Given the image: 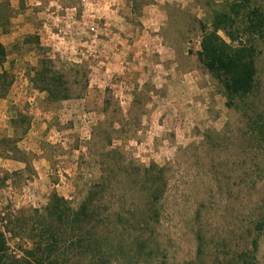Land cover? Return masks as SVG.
Segmentation results:
<instances>
[{"label":"rangeland","instance_id":"rangeland-1","mask_svg":"<svg viewBox=\"0 0 264 264\" xmlns=\"http://www.w3.org/2000/svg\"><path fill=\"white\" fill-rule=\"evenodd\" d=\"M211 1L214 0L104 2V5L118 9L122 17H127V42L140 40L143 26L148 34L157 33L158 36L149 46H144L141 41L120 51L114 61L110 48L89 45L78 55L77 50L70 53L63 40L53 39L56 45L49 48L61 57H49L51 52L43 46L45 54L64 72L71 97L52 110L41 108L39 99L43 93L32 87L26 75V69L36 64L38 53L30 52L25 45L21 47L23 51L17 52V60L12 59L14 87L9 88L5 97H0V127L7 128L15 110H23L31 116L30 127L18 143L30 157L31 164L27 168L22 162L0 159V167L8 172L0 174V211L15 214L22 207H42L54 191L76 207L93 183L120 171V162L137 167L154 162L167 166L168 178L165 195L158 204L160 215L154 223V247L158 244V248L152 250L148 258L134 264H183L193 258L197 209L201 211L203 221L207 216V233L211 238L222 236L246 204L234 200L228 193L219 196L213 179L218 167L214 168L212 160L239 157L234 156L233 150L220 155L214 153L206 143L208 132L221 131L228 120L233 121L232 128H236L239 121L234 110L226 106L224 96L196 55L200 24L206 21ZM29 2L23 0V6H30ZM258 2L264 6V0ZM8 8L11 17L13 6L10 2ZM100 16L91 17L93 22L85 24L91 34H99L100 27L115 20L114 16ZM12 21L21 25L15 19ZM154 28L158 31L154 32ZM34 32L21 33L18 41ZM261 57L260 74L264 80V52ZM10 60L9 57L6 61L7 68ZM96 70L105 73L104 79L95 76ZM191 70L195 72V82L202 93L197 96L201 100L203 96L207 106L205 116L195 118L192 123L184 122L186 118L179 116L169 102L170 96L186 84L177 81L176 75L179 78L180 72ZM17 71L22 73L21 80L25 77L27 85H21L20 78L15 79ZM225 168L229 169L224 166L221 170L225 172ZM15 170L22 172L11 176ZM241 172L243 169L239 168L235 172L227 170L226 174L238 180ZM119 181L110 182L111 195L124 186ZM127 184L132 183L125 182V186ZM258 186H263L264 190V180ZM115 197L117 195H112L113 200L118 201ZM102 204L105 209L113 205L108 196ZM6 235L11 253L21 254V246L29 244L22 236L11 240L10 235ZM259 259L264 264V236ZM110 264L127 263L120 257Z\"/></svg>","mask_w":264,"mask_h":264},{"label":"trees","instance_id":"trees-1","mask_svg":"<svg viewBox=\"0 0 264 264\" xmlns=\"http://www.w3.org/2000/svg\"><path fill=\"white\" fill-rule=\"evenodd\" d=\"M8 6L9 0H1L0 25L4 28L11 15ZM205 20L200 24L198 62L215 81L226 106L239 117L236 128L228 120L221 131L206 134L211 151L220 155L233 150L234 156L239 157L212 160L214 168L218 167L213 179L219 196L228 193L246 205L234 218V224L217 239L207 233V216L203 221L197 209L195 255L183 264H261L264 190L258 185L264 180V80L260 74L264 6L258 0H214L209 3ZM24 45L38 53L36 64L26 69V75L32 87L43 93L39 99L41 108H59L71 97L69 82L56 62L45 54L36 34H27L11 46L0 43V97L6 96L13 82V60L9 68L3 64L12 51L22 52ZM30 124L29 114L15 110L7 128L0 127V159L30 166V157L18 145ZM121 163L116 175L109 174L93 183L76 207L54 191L42 207H22L15 214L0 211V264H110L120 257L125 263L134 264L148 258L158 248V244L154 247V223L167 189V166L154 162L146 167ZM224 166L229 167L225 172L221 170ZM239 168L243 172L238 180L226 174L227 170L235 172ZM3 172L8 173L0 167V174ZM21 172L15 170L10 175ZM115 179L124 183L112 192L118 201L113 200L108 187ZM125 182L132 184L126 188ZM106 196L113 205L105 209L102 201ZM5 232L11 240L21 236L28 240L29 244L21 246V254L9 251Z\"/></svg>","mask_w":264,"mask_h":264},{"label":"crops","instance_id":"crops-1","mask_svg":"<svg viewBox=\"0 0 264 264\" xmlns=\"http://www.w3.org/2000/svg\"><path fill=\"white\" fill-rule=\"evenodd\" d=\"M107 0H30L28 4L23 6V0H9L13 6L12 16L9 18L7 28L0 25V43L7 46L8 43L18 42V37L21 33L34 32L38 38L41 46H45L51 52L50 46L54 47L57 38L63 40L64 45L69 48L70 53L77 51L78 55L83 54V47L89 45H96V47H107L110 48V55L114 61L115 55L120 51L125 50L131 46L142 41L144 46H149L151 40L158 36L148 34L143 26L141 28L142 37L140 40H128L126 37V30L129 29L127 24V17H122V13L118 9L110 8L103 3ZM1 3V0H0ZM110 11V12H108ZM115 19L110 23H106V26L100 27L99 34H91L86 27V23L90 24L94 18H99L100 15ZM108 14V15H107ZM101 17V16H100ZM12 19L21 23V25H15ZM148 29V28H146ZM132 30H135L134 28ZM22 31V32H20ZM154 32L158 31V28L153 29ZM62 34H61V33ZM62 35V37H60ZM45 43V44H43ZM128 43V44H127ZM99 51V50H98ZM30 52H33L30 51ZM16 51H12L8 55L10 59H16ZM60 56L58 53H52L49 55L51 58ZM61 57V56H60ZM8 61V60H7ZM22 62V61H21ZM5 61L3 66L7 67ZM1 70V67H0ZM15 79L22 81L21 85H25V77L22 78V73L17 71ZM177 74V73H176ZM95 76L99 78L105 77V73L96 70ZM183 76V78H181ZM195 78V79H192ZM180 83H186L184 88H179L176 94L170 96L169 102L171 103L173 110L175 109L179 116L185 117L184 122L195 121V118L199 119L204 117L207 112V106H205V100L201 96L202 100L197 96L199 93L202 95L201 90L198 89V82L194 71L180 72V77L176 75L175 78ZM180 79V80H179ZM24 82V83H23ZM14 84H16L14 82ZM27 85V84H26ZM187 85V90L186 89ZM13 88V83L11 85ZM201 101V102H200ZM174 110V111H175ZM179 117V118H182ZM190 117V118H188ZM198 123V120L196 121Z\"/></svg>","mask_w":264,"mask_h":264},{"label":"built area","instance_id":"built-area-1","mask_svg":"<svg viewBox=\"0 0 264 264\" xmlns=\"http://www.w3.org/2000/svg\"><path fill=\"white\" fill-rule=\"evenodd\" d=\"M91 30H94V28H91Z\"/></svg>","mask_w":264,"mask_h":264}]
</instances>
